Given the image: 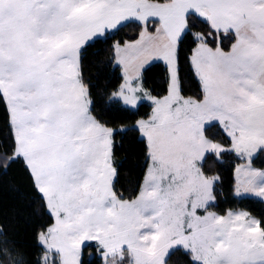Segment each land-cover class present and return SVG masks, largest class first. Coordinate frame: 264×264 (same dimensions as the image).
<instances>
[{
    "label": "snow or ice",
    "instance_id": "snow-or-ice-1",
    "mask_svg": "<svg viewBox=\"0 0 264 264\" xmlns=\"http://www.w3.org/2000/svg\"><path fill=\"white\" fill-rule=\"evenodd\" d=\"M0 113L32 229L25 249L0 224V264H264V216L217 192L232 156V195L264 203V0H0Z\"/></svg>",
    "mask_w": 264,
    "mask_h": 264
},
{
    "label": "trees",
    "instance_id": "trees-1",
    "mask_svg": "<svg viewBox=\"0 0 264 264\" xmlns=\"http://www.w3.org/2000/svg\"><path fill=\"white\" fill-rule=\"evenodd\" d=\"M138 36V31L134 27H125L114 40H128ZM112 41L107 44H97L95 48L91 49V53L97 54L90 56V61H103L107 63L111 59V52L109 51ZM164 65L162 62H155L154 67L146 74V87L154 88L157 92L160 91L158 85L161 83ZM97 68H91V74H97ZM119 77V70L115 71L109 68L107 71L99 75L98 80L93 83L97 84L98 89H103L106 85L110 88L113 86ZM195 85H192L191 91H195ZM191 94V92L189 93ZM140 116L150 112L149 102L145 101L143 107L139 110ZM2 117V113H0ZM139 118V117H134ZM117 160L123 162L121 169V184L125 188H131L132 184L129 181L134 180L139 169L135 167L137 161L135 159V149L132 145L125 143L122 149L117 150ZM239 160L232 156L224 158L222 166H219L224 179L221 185L218 186V203L222 208H236L249 211L256 217L264 216V203L256 199L238 200L232 195V184L234 179V167ZM254 166L264 167V157H257L254 160ZM21 173L13 168L7 174H0V224L6 225L11 234V238L18 241V243L25 249L32 243L31 241V220L26 214L23 206L19 202L18 193L14 190L16 186H20ZM21 190H23L21 188Z\"/></svg>",
    "mask_w": 264,
    "mask_h": 264
},
{
    "label": "rangeland",
    "instance_id": "rangeland-1",
    "mask_svg": "<svg viewBox=\"0 0 264 264\" xmlns=\"http://www.w3.org/2000/svg\"><path fill=\"white\" fill-rule=\"evenodd\" d=\"M256 167V166H255ZM257 168H259V167H257Z\"/></svg>",
    "mask_w": 264,
    "mask_h": 264
},
{
    "label": "crops",
    "instance_id": "crops-1",
    "mask_svg": "<svg viewBox=\"0 0 264 264\" xmlns=\"http://www.w3.org/2000/svg\"><path fill=\"white\" fill-rule=\"evenodd\" d=\"M240 210H242V209H240Z\"/></svg>",
    "mask_w": 264,
    "mask_h": 264
}]
</instances>
